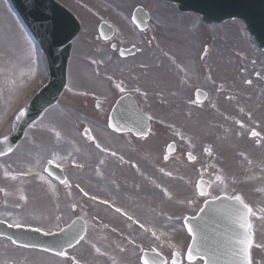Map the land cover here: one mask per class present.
Here are the masks:
<instances>
[{"label":"rangeland","instance_id":"374dc122","mask_svg":"<svg viewBox=\"0 0 264 264\" xmlns=\"http://www.w3.org/2000/svg\"><path fill=\"white\" fill-rule=\"evenodd\" d=\"M64 3L69 5L72 8H75V10L80 14L81 18L84 21V25L87 29V32L83 34L82 41H80V53L78 54V58L80 54H83V47L82 45H85V40L92 36V33L95 34V26H96V19L92 17L91 13L89 12L88 6L84 8L83 11L80 12V0H62ZM112 1V3H116L119 0H105L104 2L108 3ZM123 5L121 6V8ZM106 8L108 11L112 13H117L118 10L113 9L115 8L114 5H106L104 3H101L100 9ZM113 9V10H111ZM119 10H121L119 8ZM172 13L171 15L167 16V23L172 29L171 33H166L168 37L172 38L173 41H177L178 43H182L183 40L184 43H187V40L190 41L191 38L189 37L188 33L185 32V25L187 24V21L185 20V16L180 17L177 16L176 12L170 10ZM7 7L3 0H0V115L2 114L4 108L10 106L13 102V97L17 92H19L20 87L24 84H27L29 82L34 85L35 83H38V80L35 79V73L34 69L32 67L33 59L35 56V53L32 49V45L27 40V38L24 36L23 32L19 29V27L16 25L12 15L8 12ZM120 12V11H118ZM116 20L118 22V27L122 29V27H127V23L121 21L119 22V18L116 17ZM173 20V21H171ZM200 29H204V32H200V35L204 33L203 38L206 36H209V40L211 41L213 47H216L214 49V56L212 60V70L214 69V74H212V86L216 87H223V83L225 82L226 78H223V75H226V77H231V71L228 69L227 71H224L223 66H226L228 68H235L236 66H239L240 64L244 63V61H248L249 57H251V54H247L244 56L243 60H240L233 56L234 52L237 50L238 47L243 48L245 51L250 50L251 46L248 43V35L245 34L243 28L238 26V24H225L220 25L218 27H201ZM123 30V29H122ZM186 33V34H185ZM127 34L131 37L132 33L129 31V28L127 30ZM121 37L124 36V34L120 35ZM189 37V39H188ZM194 39V38H193ZM202 39V38H201ZM200 39V40H201ZM207 40V38H206ZM245 41V42H244ZM221 50L224 51V61H222L223 57L221 56ZM251 52V50H250ZM252 53V52H251ZM254 56L252 57V59ZM264 58L256 57L255 60L257 62L262 61ZM255 60H253L255 62ZM88 60H80V72H89L90 69L87 68L86 63ZM223 62H227L226 64H223ZM259 65H264V62L259 63ZM231 66V67H229ZM30 67V68H29ZM257 66H253L252 69H255ZM259 69V67H258ZM20 72V73H19ZM151 74V73H150ZM229 74V75H228ZM172 78V77H171ZM173 79V78H172ZM85 85H87L88 82L91 80L83 79L82 80ZM164 81V80H163ZM165 82V81H164ZM166 83V82H165ZM210 83V84H211ZM29 86V87H32ZM90 88H94L93 86H89ZM23 97V96H21ZM69 99V98H68ZM67 99V100H68ZM53 117L50 120H46L41 123L40 126L36 128L35 133H31L30 136L34 137L36 140V147L37 152L40 154H46L50 151L56 152L55 154L60 155H67L72 154L73 156L80 158V152L78 151V148L80 147V142L75 139L73 144L70 143H63L62 147H57L53 142L49 144L45 143V140L40 138L39 134L41 131H45L48 129L49 126H53L56 123H59L60 121H63V125H66L69 123L72 125L70 127L72 132H75V129L77 126L75 125L74 121H77L79 118L75 113H71V118L74 119L73 122L69 120L65 116V114L61 115V118L57 115V112L52 111ZM55 123H51V122ZM81 123V125H80ZM86 122L80 120L78 127L85 126ZM200 149L196 150L197 153H200L203 149V145L201 142H198ZM245 146L247 144H250L249 141L242 142ZM216 145L220 148L222 145L220 143H216ZM27 146V143L25 144ZM206 146H210V144H207ZM214 155L211 157V161H215ZM224 156H221L222 162L224 161ZM225 162V161H224ZM235 166V164H234ZM20 170H24L23 167L20 166ZM76 176V175H71ZM231 178V177H230ZM74 179L80 180V177H76ZM24 180V179H23ZM37 182L33 179H28L27 181H18V183L12 181L11 179L5 178V175H0V194L2 197L1 189L5 188L6 195H10V199L14 200V203L18 206H21V209L24 210L23 214L21 216H17L19 221L26 225H33V226H39V227H47L48 224L44 223L42 221V218L45 216L46 221L54 220L53 216H55V200L54 202H51L52 198L47 194H43L41 192L42 189H40L37 185ZM43 187V186H42ZM241 188L233 189L240 190ZM12 191V192H11ZM43 191V190H42ZM25 197V200H21L20 197ZM0 197V198H1ZM51 202V205H50ZM54 204V205H53ZM60 205L62 207V211L65 214L69 213L68 209V202L65 200L60 201ZM50 206V207H49ZM49 207V214L46 213V208ZM34 210L32 211V209ZM37 214H44L39 215V220L37 219ZM50 216V217H49ZM257 245H264V228L261 229L258 232ZM0 249H3L7 254L3 256V259L11 258V264H63L58 263L55 260L47 259L46 256H43L39 253H35V255L30 256L29 253H24L23 251L14 250L8 247L3 242H0ZM97 249L94 251L93 249L80 245L69 255L70 257H73L74 259L80 260H96L97 256L94 257V254L97 253ZM105 259H107V256H104ZM255 263L256 264H264V247H256L255 249ZM0 264H4L0 261Z\"/></svg>","mask_w":264,"mask_h":264},{"label":"snow or ice","instance_id":"6c2138e0","mask_svg":"<svg viewBox=\"0 0 264 264\" xmlns=\"http://www.w3.org/2000/svg\"><path fill=\"white\" fill-rule=\"evenodd\" d=\"M134 23L136 20L134 18ZM135 47V46H133ZM135 51H140V49H135ZM135 51L133 49H127L120 52L121 57L126 55H135ZM206 54V50H205ZM92 63H96L95 60ZM108 79H112V77H108ZM247 84H251L250 80L245 81ZM116 89L120 93H124L126 88L123 86V83H116ZM135 91L139 92V89H135ZM146 95V93H142ZM199 92L197 91V95ZM231 99V97H228ZM121 99H124L122 96ZM119 103V101H118ZM26 115V111L21 108L18 111V114L15 116V120L19 121ZM148 121L152 120L151 116L146 117ZM137 123L140 125L139 130L137 131L138 136L146 137L147 130L144 125V118L141 117ZM237 124L240 128H244V123L237 121ZM108 127L113 131L123 132L124 128L126 127L125 124H121L119 122L113 121L112 117H109ZM90 130L85 128L83 130V135H85L88 139L93 140L90 134ZM59 134H57L58 137ZM260 135L259 132L255 130L250 131V138H256ZM7 137H4L3 140H0V144H6ZM257 147L261 145L257 143ZM96 147L99 148L101 151H106L105 149L101 148V146L97 143ZM173 145L169 144L167 146L166 151H172ZM12 152V148L8 146V152H0V156L7 155L8 153ZM204 152L208 155H211V149L208 147L204 148ZM115 155V153H112ZM189 161L191 162L194 158L191 154L188 156ZM165 161L168 160V156H164ZM100 163H103L101 161ZM48 166L44 167L43 172L47 174L49 177L52 176V169L53 167H57L59 165L55 164L53 159H48L47 161ZM82 167V165H80ZM133 167H137L133 164ZM166 175H171V173H165ZM15 177H13L14 179ZM219 180L220 178L217 177ZM60 182L62 184H67L68 181L65 180L63 177H60ZM211 187L210 184L206 183L203 178H201L195 185L197 195L203 197V206L199 208V214L196 216L184 217V224L183 227L187 230V234L189 242L186 248L182 252L172 251L170 254V258L166 257L163 254L162 248L163 246L160 245L159 247H152L149 250L144 249L142 246L137 245L140 247L141 255L138 257L139 264H253L252 259V249L254 247H264V245H257L254 239V231H253V224L249 221V217L254 215L252 207H250L245 201L242 199L240 194H224V195H213L211 192H205L203 187ZM165 191V195H168L167 190ZM87 195V193H85ZM95 199V197H91ZM21 200H25V197L21 196ZM229 202L227 205H224V202ZM220 203L222 207L216 208V214L224 219L227 222V226L225 231L221 234L218 232L219 224H217V228L211 229L210 233L205 230V227L201 225L200 220L203 214L208 210L209 206L216 205ZM192 202L189 201V204ZM73 211H75V207L73 206ZM116 212L120 213L121 215H125V213L120 209L116 208ZM129 220H133L132 216L127 217ZM59 220L60 217H57ZM76 222L73 221V225ZM133 223H138V221L133 220ZM6 224L9 229H24L31 232L40 233L41 235L45 236H57L64 233L66 230L64 228H60L59 232H52V231H45L43 228L38 226H31L26 225L23 223H8L5 220H0V225ZM70 228L72 225L69 226ZM140 227L144 228L146 232L151 231L152 236L155 239H159L156 236V233L151 228L145 227L144 224H140ZM76 243L79 244L81 241L84 240V235L77 233V237H74ZM130 244H135V241L129 240ZM11 243L16 245V241L12 240ZM68 246L72 247V240L67 241ZM59 248L61 250L55 251L51 248H46L44 251L46 252H54L55 255L60 257H66V251L63 250V245H60ZM121 251H124L122 248ZM179 257V259H178ZM73 264H77L75 260H73Z\"/></svg>","mask_w":264,"mask_h":264},{"label":"water","instance_id":"95a60500","mask_svg":"<svg viewBox=\"0 0 264 264\" xmlns=\"http://www.w3.org/2000/svg\"><path fill=\"white\" fill-rule=\"evenodd\" d=\"M181 1H182L181 7L185 8V9H191L193 11L199 12V13L203 14L204 17L208 20L213 21V20L218 19V17L213 16L212 11L210 10V6L207 3H204V0H203V3H202V0H181ZM187 1H189L188 4H185V3H187ZM205 1H209V0H205ZM247 2H248V4L246 3L245 0H239L237 3H239V5L242 8L245 6H247L249 8V6H250L249 4H251V1H247ZM209 3H212V1H210ZM218 9H220V8H218ZM243 10H245V9H241V11H243ZM250 12H253V11L250 9ZM242 14H245V13H242ZM227 15H232V14H227ZM222 18H224V17H222ZM255 22H257L258 25L259 24L262 25V29H264V21H261L258 19L257 20L251 19V21L249 23L251 25H253Z\"/></svg>","mask_w":264,"mask_h":264},{"label":"bare ground","instance_id":"6f19581e","mask_svg":"<svg viewBox=\"0 0 264 264\" xmlns=\"http://www.w3.org/2000/svg\"><path fill=\"white\" fill-rule=\"evenodd\" d=\"M19 73H20V72H19ZM30 171H35V170H34V167H30Z\"/></svg>","mask_w":264,"mask_h":264}]
</instances>
